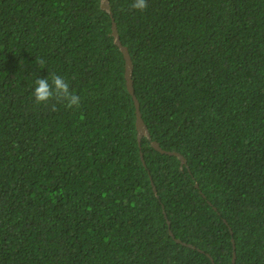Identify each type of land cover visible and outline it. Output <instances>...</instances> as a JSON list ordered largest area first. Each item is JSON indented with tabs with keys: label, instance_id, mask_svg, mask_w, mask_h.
Segmentation results:
<instances>
[{
	"label": "trees",
	"instance_id": "1",
	"mask_svg": "<svg viewBox=\"0 0 264 264\" xmlns=\"http://www.w3.org/2000/svg\"><path fill=\"white\" fill-rule=\"evenodd\" d=\"M109 2L187 164L100 0H0V264H264V0Z\"/></svg>",
	"mask_w": 264,
	"mask_h": 264
},
{
	"label": "water",
	"instance_id": "2",
	"mask_svg": "<svg viewBox=\"0 0 264 264\" xmlns=\"http://www.w3.org/2000/svg\"><path fill=\"white\" fill-rule=\"evenodd\" d=\"M100 8L102 11L108 13L110 15V17L112 18V36L114 39V44L119 48V50L122 53L124 60H125L124 79L126 82L127 91L130 94V96L132 97V99L134 101L135 108H136V129H137V134H138L137 136H138L139 143L142 142L143 138H146L151 143L152 148H154L157 152H159L162 155H168V156L176 157L181 161L182 165H186L187 160L181 154L176 153V152H167L161 148L159 143L153 141L151 134L149 132V129L143 120L142 113L140 110V103H139V100L137 99L136 94H135L134 81H133V73H134L133 60L131 58L129 49L127 47H125L121 42L117 24L113 19V13H112V10L110 7L109 0H100ZM143 161H144V159H143ZM153 187H154V185H153ZM154 192L155 193L157 192L155 187H154ZM176 242L179 244H182L184 246H187L186 244L182 243L180 240H177ZM188 247L193 248L190 245ZM235 262H236V254L234 253L233 263L235 264Z\"/></svg>",
	"mask_w": 264,
	"mask_h": 264
},
{
	"label": "clouds",
	"instance_id": "3",
	"mask_svg": "<svg viewBox=\"0 0 264 264\" xmlns=\"http://www.w3.org/2000/svg\"><path fill=\"white\" fill-rule=\"evenodd\" d=\"M149 7L148 0H133L130 8L143 12ZM40 63L43 65L44 61L41 60ZM33 97L35 103L38 105H49L50 102L56 101L57 103H62L68 109L80 108L81 107V97L74 91L71 90L69 83L66 79L60 75L52 74L51 82H49V77L37 78L35 80V88L33 91ZM52 111H56V104H51ZM83 119V117H81Z\"/></svg>",
	"mask_w": 264,
	"mask_h": 264
}]
</instances>
